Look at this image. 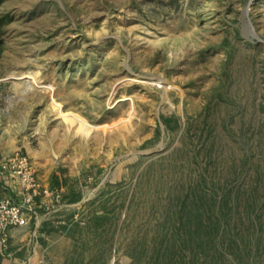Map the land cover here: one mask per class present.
I'll return each instance as SVG.
<instances>
[{"label": "rangeland", "instance_id": "1", "mask_svg": "<svg viewBox=\"0 0 264 264\" xmlns=\"http://www.w3.org/2000/svg\"><path fill=\"white\" fill-rule=\"evenodd\" d=\"M1 18L0 159L63 196L23 264H145L202 177L264 170V0H0Z\"/></svg>", "mask_w": 264, "mask_h": 264}, {"label": "trees", "instance_id": "2", "mask_svg": "<svg viewBox=\"0 0 264 264\" xmlns=\"http://www.w3.org/2000/svg\"><path fill=\"white\" fill-rule=\"evenodd\" d=\"M174 208L168 207L145 264H264V170L249 184L227 188L202 177ZM142 257L134 256V264Z\"/></svg>", "mask_w": 264, "mask_h": 264}, {"label": "built area", "instance_id": "3", "mask_svg": "<svg viewBox=\"0 0 264 264\" xmlns=\"http://www.w3.org/2000/svg\"><path fill=\"white\" fill-rule=\"evenodd\" d=\"M0 172L20 182L17 196L0 201V250L9 247L12 232L23 228L37 216L40 206L48 212L61 204L63 196L39 178L38 172L28 156L17 153L0 160Z\"/></svg>", "mask_w": 264, "mask_h": 264}, {"label": "crops", "instance_id": "4", "mask_svg": "<svg viewBox=\"0 0 264 264\" xmlns=\"http://www.w3.org/2000/svg\"><path fill=\"white\" fill-rule=\"evenodd\" d=\"M0 155L4 156L2 152V148L0 147ZM1 160V159H0ZM39 178L45 183L46 181L41 177L38 173ZM20 182L17 179H13L9 175H4L0 172V201L2 199L8 198L9 196H17L20 192ZM44 210L38 206L37 216L33 221V224H29L23 228H17L12 232L11 235V249L13 250V255L16 254V259L14 262L21 261L23 264L24 260L19 258L18 252H21L24 256L31 255L32 252H37V248L39 247V238L40 236H44L43 230L45 229V225L48 224V219L43 215ZM25 249V251H24ZM33 255H31L30 260H33Z\"/></svg>", "mask_w": 264, "mask_h": 264}, {"label": "bare ground", "instance_id": "5", "mask_svg": "<svg viewBox=\"0 0 264 264\" xmlns=\"http://www.w3.org/2000/svg\"><path fill=\"white\" fill-rule=\"evenodd\" d=\"M33 78V77H31ZM49 88V87H47ZM55 109L57 111V113L63 117H65V119L70 122L71 124H78L80 125L79 126V131L81 132H84L86 134H90V132L93 130V126H91L87 120L83 119L82 116L80 117L79 115L77 114H74V113H69V112H66L64 110V107L62 105L61 102H55Z\"/></svg>", "mask_w": 264, "mask_h": 264}, {"label": "water", "instance_id": "6", "mask_svg": "<svg viewBox=\"0 0 264 264\" xmlns=\"http://www.w3.org/2000/svg\"><path fill=\"white\" fill-rule=\"evenodd\" d=\"M247 11V10H246Z\"/></svg>", "mask_w": 264, "mask_h": 264}]
</instances>
